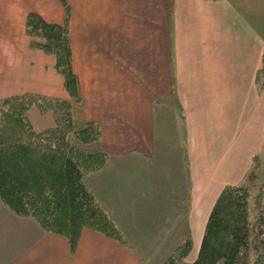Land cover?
Wrapping results in <instances>:
<instances>
[{
    "label": "crops",
    "instance_id": "crops-1",
    "mask_svg": "<svg viewBox=\"0 0 264 264\" xmlns=\"http://www.w3.org/2000/svg\"><path fill=\"white\" fill-rule=\"evenodd\" d=\"M30 11L67 17L78 99L31 47ZM263 56L264 0H0V99H67L74 125H99L107 159L83 180L124 240L83 228L71 252L0 199V264H161L190 237L189 264L217 195L263 147ZM29 117L54 125L50 111Z\"/></svg>",
    "mask_w": 264,
    "mask_h": 264
},
{
    "label": "trees",
    "instance_id": "trees-1",
    "mask_svg": "<svg viewBox=\"0 0 264 264\" xmlns=\"http://www.w3.org/2000/svg\"><path fill=\"white\" fill-rule=\"evenodd\" d=\"M66 20L47 21L30 11L24 25L31 47L55 56V68L76 100L77 79L71 68ZM263 69L257 71L256 81L264 78ZM33 107L41 113L50 111L54 125L36 129L29 117ZM71 107L70 100L33 93L0 99V199L14 214L67 237L71 252L83 228L124 242L121 231L83 180L85 173L99 170L106 162L107 155L97 149L101 129L92 121L74 125ZM71 131L75 144L68 137ZM92 143L97 145L91 150L80 145ZM258 157V151L252 155L241 183L225 185L217 195L196 257L189 264H264L263 206L259 201L255 208L251 206L246 185L257 176ZM191 246V238H185L161 264H181Z\"/></svg>",
    "mask_w": 264,
    "mask_h": 264
},
{
    "label": "rangeland",
    "instance_id": "rangeland-1",
    "mask_svg": "<svg viewBox=\"0 0 264 264\" xmlns=\"http://www.w3.org/2000/svg\"><path fill=\"white\" fill-rule=\"evenodd\" d=\"M262 66H264V61L261 65V67ZM262 75H264V69H263ZM259 81L255 80L256 87H257V89L262 90V89H264V78H261ZM33 108H35V107H33ZM33 108H31L29 110V114ZM0 117H1V115H0ZM68 137H69V140L71 143H73V144L77 143L76 137L74 136L72 131L68 134ZM88 145H97V144L92 143V144H88ZM94 148H92V149H94ZM258 152H259V157L257 159L258 164H257V168L255 170L257 176L255 179H253L251 181L250 180L247 181L246 185H247L248 191H249V202H250L251 206H253V208H255L258 205V201H259L262 204L263 211H264V144H263V147L258 150ZM244 175H243V177H244ZM242 180H243V178L238 183H235V184L241 183ZM235 184H230V185H235Z\"/></svg>",
    "mask_w": 264,
    "mask_h": 264
}]
</instances>
